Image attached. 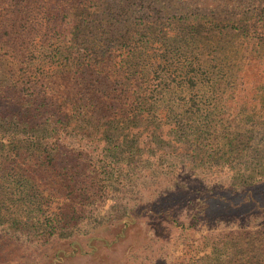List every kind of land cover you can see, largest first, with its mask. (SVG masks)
<instances>
[{
  "label": "rangeland",
  "instance_id": "obj_1",
  "mask_svg": "<svg viewBox=\"0 0 264 264\" xmlns=\"http://www.w3.org/2000/svg\"><path fill=\"white\" fill-rule=\"evenodd\" d=\"M98 5L106 27L132 28L141 13H156V30L138 31L145 39L176 40L158 51L161 67L190 69L185 59L196 46L201 70L221 78L216 99L204 103L224 129L190 141V84L162 89L164 103L139 105L136 115L108 123L110 130L95 113L90 124L97 132L89 135L79 125L56 133L0 121V262L33 264L56 243L53 251H69L62 264H264V213L189 224L209 187L240 190L264 169V0H95L89 10ZM224 24L240 27V35L223 37L215 49L210 32ZM152 52H138L141 61L150 62ZM9 82L0 70V87ZM143 87L160 96L149 82ZM155 203L162 213L154 214ZM52 212L68 219L58 238L43 224Z\"/></svg>",
  "mask_w": 264,
  "mask_h": 264
},
{
  "label": "trees",
  "instance_id": "obj_2",
  "mask_svg": "<svg viewBox=\"0 0 264 264\" xmlns=\"http://www.w3.org/2000/svg\"><path fill=\"white\" fill-rule=\"evenodd\" d=\"M94 1L0 0V70L10 79L8 85L0 87V121L18 120L33 130L42 127L44 132L56 133L70 132L71 125H79L77 131L89 135L93 129L97 132L94 123L90 124L95 113H103L106 117V125L101 122L103 130H110L108 123L118 121L117 117L124 119L136 115L139 105L149 109L164 103L166 95L162 89L167 93L180 87L182 91L184 85L190 84L187 100L191 101L194 117L188 125L192 132L185 133L190 134V141L195 142L205 132L224 129L209 114L204 103L216 99L221 78L218 75L210 78L209 71L201 70L202 57L196 54V46L185 59L190 69L177 72V67H161L157 62L165 56L158 51H168L176 40L145 39L146 32L138 31L148 25L155 26L156 30L157 20L161 19L156 13L154 17L148 15L149 12L141 13L133 20L135 27L132 28L111 24L106 27L101 25L105 9L98 5L93 11L89 10ZM96 16H101L100 20ZM214 29L203 30L212 31V37L216 36L215 49L223 37L240 35V27L230 24L214 25ZM159 31L165 32V28ZM147 48L153 50L150 62L141 61L138 54ZM151 72L153 75L148 77ZM145 82L152 84L160 96L146 95ZM139 87L142 89L140 96L137 94ZM172 129L176 131L177 126ZM35 156L40 160V154L35 153ZM8 158L5 155V160ZM260 174L253 181L242 182L240 190L236 185L209 187V193L200 197L199 210L189 224L220 214L264 213V169ZM156 204L157 211L151 209V214L162 213ZM152 205L148 201L147 206ZM128 218L133 219V216ZM64 221L68 219L63 213L52 212L45 215L43 224L53 238H58L65 234ZM54 245L56 243L46 246L40 255L41 261L33 264H62L60 260L65 259L69 251L67 247L53 251ZM252 263L246 261L245 264ZM0 264L14 263L4 261Z\"/></svg>",
  "mask_w": 264,
  "mask_h": 264
}]
</instances>
